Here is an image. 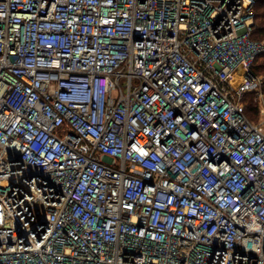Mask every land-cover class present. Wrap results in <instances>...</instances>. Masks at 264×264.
<instances>
[{
    "label": "built area",
    "instance_id": "built-area-1",
    "mask_svg": "<svg viewBox=\"0 0 264 264\" xmlns=\"http://www.w3.org/2000/svg\"><path fill=\"white\" fill-rule=\"evenodd\" d=\"M254 6L0 0V264H264Z\"/></svg>",
    "mask_w": 264,
    "mask_h": 264
},
{
    "label": "trees",
    "instance_id": "trees-1",
    "mask_svg": "<svg viewBox=\"0 0 264 264\" xmlns=\"http://www.w3.org/2000/svg\"><path fill=\"white\" fill-rule=\"evenodd\" d=\"M254 14L257 29L253 33V40L262 41L264 40V0H255ZM252 71L255 75L264 77V54L255 60ZM252 96L248 95L246 98V101L250 103L246 115L248 119L253 121L257 119L258 107L253 103Z\"/></svg>",
    "mask_w": 264,
    "mask_h": 264
},
{
    "label": "bare ground",
    "instance_id": "bare-ground-1",
    "mask_svg": "<svg viewBox=\"0 0 264 264\" xmlns=\"http://www.w3.org/2000/svg\"><path fill=\"white\" fill-rule=\"evenodd\" d=\"M239 83H240V81H239V82H237V83H236V85H238Z\"/></svg>",
    "mask_w": 264,
    "mask_h": 264
}]
</instances>
